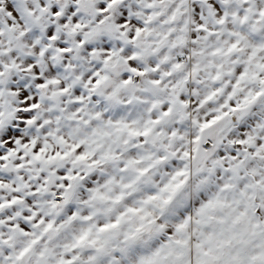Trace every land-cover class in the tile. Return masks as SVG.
Returning a JSON list of instances; mask_svg holds the SVG:
<instances>
[{
	"label": "snow or ice",
	"instance_id": "1",
	"mask_svg": "<svg viewBox=\"0 0 264 264\" xmlns=\"http://www.w3.org/2000/svg\"><path fill=\"white\" fill-rule=\"evenodd\" d=\"M0 264H264V0H0Z\"/></svg>",
	"mask_w": 264,
	"mask_h": 264
}]
</instances>
